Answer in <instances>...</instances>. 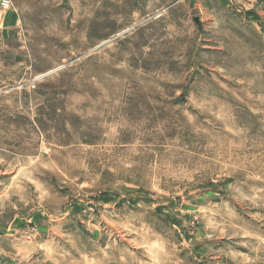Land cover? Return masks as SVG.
Wrapping results in <instances>:
<instances>
[{
	"label": "rangeland",
	"instance_id": "rangeland-1",
	"mask_svg": "<svg viewBox=\"0 0 264 264\" xmlns=\"http://www.w3.org/2000/svg\"><path fill=\"white\" fill-rule=\"evenodd\" d=\"M10 1L0 264H264V0Z\"/></svg>",
	"mask_w": 264,
	"mask_h": 264
},
{
	"label": "crops",
	"instance_id": "crops-1",
	"mask_svg": "<svg viewBox=\"0 0 264 264\" xmlns=\"http://www.w3.org/2000/svg\"><path fill=\"white\" fill-rule=\"evenodd\" d=\"M165 1L169 2L168 6H172V5H174L175 3L178 2V0H150L149 4H155V5L162 4L163 5V3ZM181 1H183V0H181ZM194 3L197 5L199 3V1L198 0H194ZM189 4H190V0H189ZM193 6H191V7L194 8ZM156 11H157V9L155 10V12ZM138 12L142 13L143 11L141 9H139ZM0 13H1V11H0ZM159 15H157L156 17H158ZM3 16L4 17L2 19H0V32H2V35L5 36V35L8 34L9 30L13 29V27L16 25V23L18 21V18L16 16H14V14H12V12H10V13L3 12ZM150 16L147 15V18H145V21H146V19L149 20L151 18H154V17H152V16L150 17ZM194 20H196V19H194ZM25 232H29V231H25Z\"/></svg>",
	"mask_w": 264,
	"mask_h": 264
},
{
	"label": "built area",
	"instance_id": "built-area-1",
	"mask_svg": "<svg viewBox=\"0 0 264 264\" xmlns=\"http://www.w3.org/2000/svg\"><path fill=\"white\" fill-rule=\"evenodd\" d=\"M0 7L3 9H7L11 7V1L10 0H0Z\"/></svg>",
	"mask_w": 264,
	"mask_h": 264
},
{
	"label": "water",
	"instance_id": "water-1",
	"mask_svg": "<svg viewBox=\"0 0 264 264\" xmlns=\"http://www.w3.org/2000/svg\"><path fill=\"white\" fill-rule=\"evenodd\" d=\"M194 0H190V5L193 6ZM45 75V74H44Z\"/></svg>",
	"mask_w": 264,
	"mask_h": 264
},
{
	"label": "bare ground",
	"instance_id": "bare-ground-1",
	"mask_svg": "<svg viewBox=\"0 0 264 264\" xmlns=\"http://www.w3.org/2000/svg\"><path fill=\"white\" fill-rule=\"evenodd\" d=\"M40 77V76H39Z\"/></svg>",
	"mask_w": 264,
	"mask_h": 264
}]
</instances>
